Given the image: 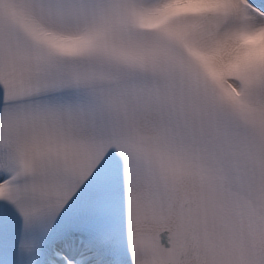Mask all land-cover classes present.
<instances>
[{"label": "snow or ice", "instance_id": "snow-or-ice-1", "mask_svg": "<svg viewBox=\"0 0 264 264\" xmlns=\"http://www.w3.org/2000/svg\"><path fill=\"white\" fill-rule=\"evenodd\" d=\"M0 264H264V0H0Z\"/></svg>", "mask_w": 264, "mask_h": 264}]
</instances>
